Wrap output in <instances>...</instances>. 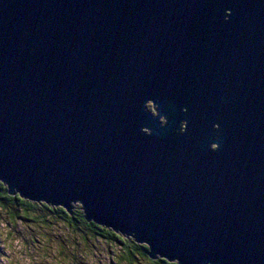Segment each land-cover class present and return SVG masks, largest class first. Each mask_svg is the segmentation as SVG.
<instances>
[{"label": "water", "instance_id": "95a60500", "mask_svg": "<svg viewBox=\"0 0 264 264\" xmlns=\"http://www.w3.org/2000/svg\"><path fill=\"white\" fill-rule=\"evenodd\" d=\"M0 184L153 260L264 264V0H0Z\"/></svg>", "mask_w": 264, "mask_h": 264}, {"label": "rangeland", "instance_id": "374dc122", "mask_svg": "<svg viewBox=\"0 0 264 264\" xmlns=\"http://www.w3.org/2000/svg\"><path fill=\"white\" fill-rule=\"evenodd\" d=\"M5 209L0 210V264H115L117 261L104 240H98L95 247L91 246V242L76 245L79 233L74 229L67 231L60 225L56 226L59 232H55L52 242L49 240L52 237L45 235L44 231L50 234L53 228H40L19 214L17 217L10 216L8 212L16 209L14 204L9 203ZM61 249L63 254H57ZM134 264L147 263L137 257Z\"/></svg>", "mask_w": 264, "mask_h": 264}, {"label": "trees", "instance_id": "16d2710c", "mask_svg": "<svg viewBox=\"0 0 264 264\" xmlns=\"http://www.w3.org/2000/svg\"><path fill=\"white\" fill-rule=\"evenodd\" d=\"M9 203L16 206L15 211L8 212L10 216L17 217V214H19L22 215V218H27L32 223L41 226L40 228H53L54 230L50 234L44 231L45 235L52 237L49 239L52 242L56 237L55 232H59L56 226L60 227L61 225V228L67 231L74 229L79 233L80 239L76 242V245H84L91 242L93 243L91 246L95 247V245H98V240H104L108 243L111 252L117 258V261L114 262L115 264H121V262L134 264L137 257L144 260L147 264H177L176 262L163 260L160 257H157L155 260L150 259L147 254L148 247L138 244L133 237H126L104 226H99L92 221H87L80 204H72L71 211L68 212L59 206L53 207L45 203L31 202L21 198L19 195L10 196L6 186L0 184V210L5 211V207ZM112 233H115V235H112ZM58 238L62 242L60 234ZM60 251L56 253L63 254V249ZM120 254H123L121 258Z\"/></svg>", "mask_w": 264, "mask_h": 264}, {"label": "flooded vegetation", "instance_id": "af4514ba", "mask_svg": "<svg viewBox=\"0 0 264 264\" xmlns=\"http://www.w3.org/2000/svg\"><path fill=\"white\" fill-rule=\"evenodd\" d=\"M146 109H147L148 111L152 112V114H153L154 116L157 115L156 112L154 111V110H155V107L152 105L151 102H148V103L146 104ZM161 121L164 122V119L161 118Z\"/></svg>", "mask_w": 264, "mask_h": 264}, {"label": "snow or ice", "instance_id": "6c2138e0", "mask_svg": "<svg viewBox=\"0 0 264 264\" xmlns=\"http://www.w3.org/2000/svg\"><path fill=\"white\" fill-rule=\"evenodd\" d=\"M112 235H115V233H112Z\"/></svg>", "mask_w": 264, "mask_h": 264}]
</instances>
